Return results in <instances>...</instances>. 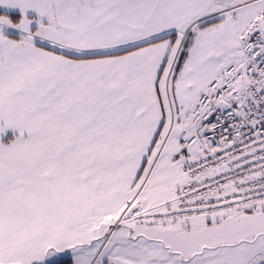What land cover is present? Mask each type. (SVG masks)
<instances>
[{
	"label": "snow or ice",
	"instance_id": "snow-or-ice-1",
	"mask_svg": "<svg viewBox=\"0 0 264 264\" xmlns=\"http://www.w3.org/2000/svg\"><path fill=\"white\" fill-rule=\"evenodd\" d=\"M0 8V264H264V0Z\"/></svg>",
	"mask_w": 264,
	"mask_h": 264
},
{
	"label": "trees",
	"instance_id": "trees-1",
	"mask_svg": "<svg viewBox=\"0 0 264 264\" xmlns=\"http://www.w3.org/2000/svg\"><path fill=\"white\" fill-rule=\"evenodd\" d=\"M4 12H5V11H3V10L0 9V14H3ZM12 18L15 20V19L18 18V15L12 13Z\"/></svg>",
	"mask_w": 264,
	"mask_h": 264
},
{
	"label": "built area",
	"instance_id": "built-area-1",
	"mask_svg": "<svg viewBox=\"0 0 264 264\" xmlns=\"http://www.w3.org/2000/svg\"><path fill=\"white\" fill-rule=\"evenodd\" d=\"M245 131H247V130H245ZM209 136H211V133H209ZM216 139H217V140L219 139V133H217V137H216ZM238 147H241V148H242V146H238ZM247 167H248V166L246 165L245 168H247ZM241 174H243V172H242Z\"/></svg>",
	"mask_w": 264,
	"mask_h": 264
},
{
	"label": "crops",
	"instance_id": "crops-1",
	"mask_svg": "<svg viewBox=\"0 0 264 264\" xmlns=\"http://www.w3.org/2000/svg\"><path fill=\"white\" fill-rule=\"evenodd\" d=\"M0 9L3 10V11H5V9H3V8H0ZM13 14H17V15H19L18 12H13Z\"/></svg>",
	"mask_w": 264,
	"mask_h": 264
}]
</instances>
